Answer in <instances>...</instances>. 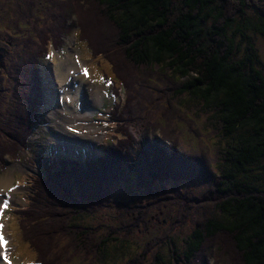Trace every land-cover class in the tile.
Returning a JSON list of instances; mask_svg holds the SVG:
<instances>
[{
	"label": "trees",
	"instance_id": "16d2710c",
	"mask_svg": "<svg viewBox=\"0 0 264 264\" xmlns=\"http://www.w3.org/2000/svg\"><path fill=\"white\" fill-rule=\"evenodd\" d=\"M71 1V17L77 18L82 38L117 75L127 83L140 73L159 70L176 76L172 88H160L159 100L187 99L208 108L222 125L220 136L234 141L220 156L213 188L200 196L176 189L154 192L157 183L189 178V166L180 168L167 155L148 153V146L133 151L136 140L128 132L121 146L85 169L73 161L59 172L47 170L46 177L37 179L43 210L36 212L41 234L34 242L45 264H59V257L66 255H83L88 264L103 262L108 238L118 242L114 234L123 228L109 226L113 236L99 238L97 229L82 225L81 220L116 209L133 212L138 227L168 202L179 205L175 227L182 226L194 209L211 211L219 218H196L183 250L168 231L149 239L131 264H164L159 254L152 258L159 243L167 245L171 264H208V257L217 264H264V187L253 181V171L264 170V70L257 68L260 60L248 34L254 31L264 37V0ZM95 29L103 33L96 46L92 44ZM241 44L244 55L234 59ZM38 74L34 65L32 81ZM4 99L0 90V148L4 156L14 157L18 147L24 148L25 133L33 130L30 119L39 117V105L19 86L13 88L10 101ZM2 103L7 109L2 110ZM5 113L11 117L5 118ZM130 172L141 187L148 188L146 201L129 204L113 196V181ZM49 253L54 261L47 259Z\"/></svg>",
	"mask_w": 264,
	"mask_h": 264
},
{
	"label": "rangeland",
	"instance_id": "374dc122",
	"mask_svg": "<svg viewBox=\"0 0 264 264\" xmlns=\"http://www.w3.org/2000/svg\"><path fill=\"white\" fill-rule=\"evenodd\" d=\"M72 5L71 0H0V67L4 72L2 76L0 75V90L3 92L4 100L8 102L13 88L15 86L22 87L27 90L28 96L35 97L37 107L39 105V118L36 116L37 119H30V124L38 121L39 126L35 131L25 133L24 148L18 147L14 157L4 156V151L0 148V193L2 194L9 187L19 184L20 179L24 176L40 177L42 172L39 169V171L34 170L30 162L35 159L33 157L46 153L50 147L57 148L68 159L77 157L82 160V156L71 149L85 144V137H90L85 135L89 128L86 126L73 128V117L76 115L74 101H83L88 106L95 105L97 97L100 95L104 76L108 73L114 74L108 61L93 54L89 43L82 38L77 18L71 17ZM248 13H252V11ZM94 26L97 27V25ZM248 34L260 60V65H257V68L264 70L261 67V65L264 67V37L254 31H249ZM92 35V44L100 45L102 30L95 29L92 31ZM236 42H241L240 37L236 38ZM50 51L54 53L51 54ZM70 51L74 55L80 54L83 62H86L97 72V77L85 81L81 79L80 88L77 87L74 90V101L71 105L58 107L55 103L56 100L60 104L56 88L63 84L66 87L69 86L66 85L64 78H66L65 74L68 73L70 67L73 68L70 76L78 72V65L73 56H70L72 59L70 63H64V60L69 57L66 55ZM243 55L244 44H241V50L237 52L234 59H239ZM247 60H250V52H248ZM83 62L81 61V63ZM34 65L37 66L39 74L32 81ZM138 75V78H133L132 82L128 83L130 93L122 111V116L131 120L126 129L137 143L134 145L133 151H136L140 146H148L146 150L148 153H155L161 158L167 155L170 157L168 160L180 168L184 164L188 165L191 172L189 178L183 177L179 181L157 183L154 185V192H160L163 189L166 191L176 189L192 196H200L209 192L213 188L212 180L219 172L220 156L223 151L233 146L234 140L220 136L222 133L218 130L222 126L221 123L211 117V110L202 107L197 102L187 99H179L175 103L155 102L160 87L170 84L172 88L175 79H177L176 76L163 70ZM139 90L143 93L141 94ZM149 106L152 108L155 106V108L152 110ZM1 108L2 110L3 108L7 109V104L2 103ZM54 109L56 110L54 111ZM79 115L84 114L79 113ZM162 115L163 119L161 120ZM10 117L5 113V118ZM83 118L85 119V117ZM86 119L88 120V118ZM150 122L155 123L150 124ZM159 122H162V125ZM30 128L32 129V125ZM90 131L94 135L102 134L96 127ZM105 131L104 138L97 143L96 153L85 152L89 157L96 159L110 150H115L113 142L110 145L111 133ZM119 133L123 140L125 136L121 132ZM76 135H82V138L76 139ZM60 139L62 140L60 141ZM167 140L172 142V146L167 144ZM70 144L73 146L71 149ZM87 161L89 160H85V162ZM253 173L256 174L253 176V181L264 187V170H255ZM6 177L8 180L2 183ZM147 191L148 188L141 187L138 178L132 172L121 175L118 180H114L112 183L113 196L116 200H124V203L130 204L133 200L137 203L146 201ZM2 199L0 198V203ZM16 205L17 201L14 199L12 206ZM179 212V205L176 202H168L154 209L148 223L140 224L138 227H135V222L132 219L135 214L123 210H103L96 215L84 218L81 220V224L97 229L99 238L112 237L113 233L110 232L112 227L123 228L119 234H114L118 237V242L108 238L105 260L103 262L96 261L93 264H131V261L135 259V254L143 249L149 239L160 236L166 231L174 239L176 247L183 250L185 239L191 234L196 218L202 216L219 218L211 211L194 209L182 226L175 227L174 223ZM10 214L7 220L15 240L13 246L16 251L12 252L15 263H35L34 249L23 244L17 237L16 215L15 212H10ZM38 218L39 215L36 214V217L29 218L27 221L32 227L34 226L35 232L38 228L36 224L41 223V221L38 222L41 220ZM109 226H111L110 229H108ZM5 232H7L6 227ZM61 245L62 243H58L59 247ZM157 246L159 247L154 250L153 255L151 254L152 258L159 254L164 264H171V254L167 245L162 246L159 243ZM9 253L11 254V250ZM53 255L49 253L50 261H54ZM59 261V264H88L83 255L79 257L60 256ZM207 263L217 264L215 258L209 257ZM0 264L4 263L0 262Z\"/></svg>",
	"mask_w": 264,
	"mask_h": 264
},
{
	"label": "bare ground",
	"instance_id": "6f19581e",
	"mask_svg": "<svg viewBox=\"0 0 264 264\" xmlns=\"http://www.w3.org/2000/svg\"><path fill=\"white\" fill-rule=\"evenodd\" d=\"M66 56H69L68 58H66L65 60H64V63H70V60L72 61V59L70 58V56L72 57L73 56V58H74V53H72L71 51L66 55ZM73 63V62H72ZM77 64V63H76ZM78 65V64H77ZM73 70V68H69L68 69V73H66L65 75H66V78H64V81L66 82V79L67 78H69L70 77V75H71V71ZM63 74V73H62ZM78 88H80V86H78ZM55 103H57V106L58 107H61V105L60 104H58V102H56V100H55ZM56 109H54V111H55ZM79 117L80 118H83V117H85V119L86 118H88L86 115H79ZM87 120V119H86ZM94 127H96L97 129H99L100 131H101V135H94L90 130L91 129H93ZM86 128H89L88 129V132H87V134H85V135H89L90 137H85V144H83L82 146H76V147H74V148H72L73 146L70 144L69 146H71L70 147V149H71V151H74L75 153H77V154H79V155H81V154H83L85 151L87 152V151H93V150H96V147H97V143L100 141V139H102V138H104V136H103V134H104V131H105V128H102V127H99V126H97V125H91V126H86ZM99 134H100V132H99ZM68 135V134H67ZM84 135V136H85ZM77 136V135H76ZM65 138V137H64ZM80 138H82V135H78L77 137H76V139H80ZM90 139V140H89ZM62 139H60V141H61ZM33 177V176H32ZM8 180V178L6 177L3 181H2V183L4 182V181H7ZM10 181V180H9ZM8 183V182H7ZM8 185H9V183H8ZM8 185H5V186H8ZM2 186V185H1ZM4 186V187H5ZM7 188V187H6ZM11 187H9L8 189H10ZM2 189H3V187H2ZM7 189V190H8ZM6 190V191H7ZM1 191V190H0ZM5 191V192H6ZM5 192L3 193V194H5ZM0 194H2V193H0ZM8 246L10 247V244L8 243ZM10 252V251H9ZM2 255H3V253L1 252V250H0V260L2 259ZM10 253H9V257H10Z\"/></svg>",
	"mask_w": 264,
	"mask_h": 264
},
{
	"label": "snow or ice",
	"instance_id": "6c2138e0",
	"mask_svg": "<svg viewBox=\"0 0 264 264\" xmlns=\"http://www.w3.org/2000/svg\"><path fill=\"white\" fill-rule=\"evenodd\" d=\"M85 74H87V70H85ZM4 243V237L0 235V244Z\"/></svg>",
	"mask_w": 264,
	"mask_h": 264
}]
</instances>
